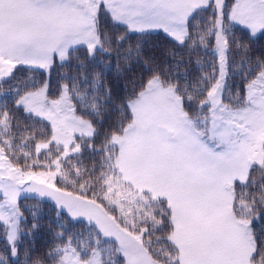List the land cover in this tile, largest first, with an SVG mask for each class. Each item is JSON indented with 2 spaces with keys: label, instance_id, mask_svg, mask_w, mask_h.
I'll return each mask as SVG.
<instances>
[{
  "label": "snow or ice",
  "instance_id": "1",
  "mask_svg": "<svg viewBox=\"0 0 264 264\" xmlns=\"http://www.w3.org/2000/svg\"><path fill=\"white\" fill-rule=\"evenodd\" d=\"M261 39L264 0H0V264H264Z\"/></svg>",
  "mask_w": 264,
  "mask_h": 264
},
{
  "label": "trees",
  "instance_id": "2",
  "mask_svg": "<svg viewBox=\"0 0 264 264\" xmlns=\"http://www.w3.org/2000/svg\"><path fill=\"white\" fill-rule=\"evenodd\" d=\"M164 39H165V37H164V34L162 32H152L150 34V36L148 38H146V40L144 41L146 51L149 54H153V46L161 44L164 41ZM133 43H135V41H133ZM262 47H264V39H261L255 45V48L257 50L261 49ZM155 55L160 56V52L156 51ZM195 59H196V57L193 56L192 57L193 63L195 62ZM108 81H109V83H110V85L114 91L120 93L121 95L123 94L120 91L121 86L123 84V81L118 80L116 78V73L114 70L109 74ZM21 200H22V203L26 206H32L33 204H35V200L32 197L22 198ZM50 203L51 202H49V201H44L41 204V210L43 211V213H45V219L48 218L47 213L49 211ZM46 239H47V237L44 236L42 233L37 234L36 240H35V246H36L37 251H39L43 247ZM2 243H3L2 238H0V246H2ZM21 258H23L22 255H21Z\"/></svg>",
  "mask_w": 264,
  "mask_h": 264
},
{
  "label": "rangeland",
  "instance_id": "3",
  "mask_svg": "<svg viewBox=\"0 0 264 264\" xmlns=\"http://www.w3.org/2000/svg\"><path fill=\"white\" fill-rule=\"evenodd\" d=\"M154 32H157V31H154ZM158 32H162V31H158ZM27 197H31V194H28ZM22 198H25L24 196L21 197Z\"/></svg>",
  "mask_w": 264,
  "mask_h": 264
}]
</instances>
